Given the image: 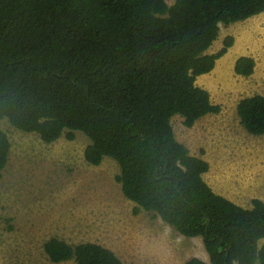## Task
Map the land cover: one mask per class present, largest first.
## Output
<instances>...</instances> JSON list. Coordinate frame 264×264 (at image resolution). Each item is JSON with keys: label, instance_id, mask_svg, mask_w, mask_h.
<instances>
[{"label": "trees", "instance_id": "trees-1", "mask_svg": "<svg viewBox=\"0 0 264 264\" xmlns=\"http://www.w3.org/2000/svg\"><path fill=\"white\" fill-rule=\"evenodd\" d=\"M264 12V0H0V120L45 143L81 131L84 160L112 158L115 180L135 206L186 237L201 236L209 264H264V203L244 208L204 181L206 160L174 135L220 105L196 84L232 45L208 48L229 25ZM251 56L235 60L249 76ZM240 124L264 134V95L238 100ZM10 141L0 128V174ZM263 240L259 244V241ZM50 261L126 264L95 242L43 243ZM183 264H207L191 257Z\"/></svg>", "mask_w": 264, "mask_h": 264}, {"label": "rangeland", "instance_id": "rangeland-1", "mask_svg": "<svg viewBox=\"0 0 264 264\" xmlns=\"http://www.w3.org/2000/svg\"><path fill=\"white\" fill-rule=\"evenodd\" d=\"M226 36L233 37L232 45L195 81L220 111L198 118L191 127L178 115L171 124L190 154L208 162L202 176L211 189L250 208L255 198L264 203V134L246 131L236 104L255 93L264 95V12L221 24L208 52L221 49ZM240 56L255 60L249 76L234 72ZM0 128L10 141L0 174V264H76L49 260L43 243L51 237L73 245L99 243L126 264H183L192 256L209 264L201 236L185 237L152 212L133 213L135 204L115 180L118 165L110 157L88 164L83 151L90 141L81 131H74L73 139L61 135L45 143L5 119Z\"/></svg>", "mask_w": 264, "mask_h": 264}, {"label": "crops", "instance_id": "crops-1", "mask_svg": "<svg viewBox=\"0 0 264 264\" xmlns=\"http://www.w3.org/2000/svg\"><path fill=\"white\" fill-rule=\"evenodd\" d=\"M167 4H172L174 0H165ZM249 18V17H248ZM247 19V18H246ZM216 41V40H215ZM214 41V42H215ZM213 42V43H214ZM160 218V217H159ZM161 219V218H160ZM167 224V223H166ZM168 225V224H167ZM171 227V226H170ZM186 237V236H185ZM192 257H195V256H192Z\"/></svg>", "mask_w": 264, "mask_h": 264}]
</instances>
